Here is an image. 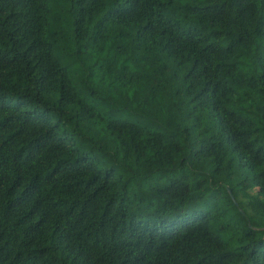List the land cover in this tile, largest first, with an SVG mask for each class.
Instances as JSON below:
<instances>
[{
    "label": "trees",
    "instance_id": "obj_1",
    "mask_svg": "<svg viewBox=\"0 0 264 264\" xmlns=\"http://www.w3.org/2000/svg\"><path fill=\"white\" fill-rule=\"evenodd\" d=\"M0 264H264V0H0Z\"/></svg>",
    "mask_w": 264,
    "mask_h": 264
}]
</instances>
